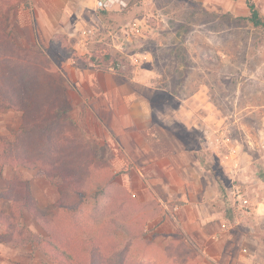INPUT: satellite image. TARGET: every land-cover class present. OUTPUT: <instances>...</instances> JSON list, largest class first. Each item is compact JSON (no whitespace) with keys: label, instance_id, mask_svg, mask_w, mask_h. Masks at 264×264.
<instances>
[{"label":"rangeland","instance_id":"rangeland-1","mask_svg":"<svg viewBox=\"0 0 264 264\" xmlns=\"http://www.w3.org/2000/svg\"><path fill=\"white\" fill-rule=\"evenodd\" d=\"M125 1L126 6L121 9L105 10L106 13L99 10L100 20L47 24L36 17L33 26L14 23L12 34L28 61V69L42 66L55 74L51 81L54 85L62 81L74 90L71 114L102 147L101 175L96 179L105 177L109 170L117 173L115 180L134 197L131 216L124 228L114 234L120 255L128 264H264V27H254L246 19V0ZM255 1L264 16V0ZM53 39L56 48H51ZM39 48L47 51L50 61L44 56L35 59V49ZM111 52L125 56L133 76L138 67L152 70L153 89L129 83L120 92L110 93L115 104L101 97L93 101L81 98L78 85L83 84L89 96L94 93L88 90L90 85L100 78L95 74L98 69L83 68L73 60V55H86L88 60L95 53ZM104 80L112 83L111 78ZM197 90L198 119L192 125L193 133H185L184 138L188 146L198 149L200 174L211 171L213 175L218 192L216 212L230 221L229 227L221 226L222 230L214 233L211 225L207 223L201 228L196 215L193 217L192 205L184 199L181 189L190 194L189 200L197 191L192 185L181 183L183 177L177 169L172 176L158 168L142 169L144 178L139 171H132L133 163L125 166L120 160V166H116L120 159L117 149L134 147L127 136L135 134L134 125L125 128L121 119L123 113L129 112L123 96L148 92L153 105L163 110L154 118L165 124V120L172 119L166 106L175 108L179 97L188 98ZM102 106L104 111L100 110ZM135 116L134 111L131 119ZM21 122V111L0 110V140L15 142ZM173 128L185 130L180 122H174ZM123 154L121 158H125ZM21 171L31 182L42 215L51 217L57 209V187L38 170ZM14 173L10 165L0 167V192ZM137 174L145 181L144 186L137 178L138 183L133 184L131 176L135 179ZM152 176L165 178V182L173 180L171 191L161 182L152 183ZM239 187L251 201L252 213L247 217L234 206L233 191ZM97 188L98 183H92L85 197L89 212L96 203L102 208L107 204L106 198L93 196ZM10 210L11 202L0 198V212ZM220 217L216 219L219 224ZM21 223L34 233H43L28 212ZM98 228L99 224L85 228L84 236L95 234ZM27 251L30 250L19 251L0 244V264H43L38 251L31 258Z\"/></svg>","mask_w":264,"mask_h":264},{"label":"trees","instance_id":"trees-1","mask_svg":"<svg viewBox=\"0 0 264 264\" xmlns=\"http://www.w3.org/2000/svg\"><path fill=\"white\" fill-rule=\"evenodd\" d=\"M10 1L0 0V110L21 111L22 122L15 142L0 140V167L10 165L15 169L8 186L0 192V198L11 202L9 213L0 212V244L19 251L28 248L30 258L38 251L43 264H128L117 249L114 234L124 228L131 216L134 197L115 180L117 173L109 170L105 177L96 179L101 175L102 147L72 116L73 89L62 81L54 85L51 81L55 74L42 66L28 69V61L12 36L18 0L8 4ZM246 2L249 8L246 19L254 27H264V16L256 1ZM57 46L53 39L51 48ZM65 54L69 57L68 52ZM43 56L50 61L47 51L35 49V59ZM73 60L83 68L133 74L130 62L119 52L95 53L88 60L86 55H73ZM22 168L40 171L57 187V209L51 217L42 215ZM95 182L100 189L92 192L93 196L106 198L109 203L104 208L96 203L89 212L85 197ZM26 212L35 218L43 233H34L21 223ZM98 224L95 234L84 236L85 228Z\"/></svg>","mask_w":264,"mask_h":264},{"label":"crops","instance_id":"crops-1","mask_svg":"<svg viewBox=\"0 0 264 264\" xmlns=\"http://www.w3.org/2000/svg\"><path fill=\"white\" fill-rule=\"evenodd\" d=\"M17 4L14 23L21 25H35L36 17L43 18L47 24L58 23L60 20L72 22L73 19L77 23L89 22L93 18L100 20L99 10L96 8V0H18ZM96 71L95 74L100 80L90 85V89H88L91 92L94 91V93L88 96L82 87L83 84L81 86L78 85L81 98L89 97L92 98L90 101H93L101 97L108 103L115 104V97L110 93L114 91L115 93L120 92V88L124 85L130 83L136 87L146 89H153L154 87V77L150 75L153 73L152 70H143L138 67L135 76L133 74L132 76H126L114 71L113 73L105 72L106 70L101 71L99 69ZM110 78L112 83L104 80H109ZM145 93L147 95H143L140 91L139 93L135 92L122 97L124 103L129 106V112L123 113L121 119L125 128L132 127V124L134 125L135 134H127L133 141L134 147L128 146L125 148L120 146L117 149L120 159L117 161L116 166H120V160L123 161L125 166L133 163L132 171L135 173L139 171L144 178L146 176L142 169L158 168L165 171L166 176H172V171L177 169L180 176L183 177L181 183L188 186L192 185L197 191L194 190L196 194H191V199L189 200L188 195L190 194H187L185 188L181 189L184 199L192 205L193 217L195 218L196 215V222L199 223L200 227L203 228L208 223V225L212 226L210 228L212 233L221 231L223 226H226L225 228L229 227L230 221L225 217L222 219L220 214L216 212L218 209V192L215 191L213 175L210 174L211 171H207V173L201 172L200 174L199 155L197 154L198 152L196 153L198 151L197 145V150H195V148L188 146L184 138L185 133H193L192 125L194 126L196 119H198L200 105L197 100L200 98L199 91L193 92L188 98L179 97L180 103L175 108L166 106V108L171 110L172 119L170 121H168L169 119L165 120V124L163 122L161 124L159 120L154 118L155 114H162L163 110L161 107L156 108L152 103V95H148L146 91ZM189 104L191 107H189ZM100 110L104 111L103 106ZM134 111L136 116L132 120L131 113ZM174 122L177 124L180 122L185 127V130H175L173 128ZM122 154L125 158H121ZM136 178L140 180V183L142 182L143 186L145 185V181L138 174L135 175V179L131 176L134 181L133 184L138 183ZM164 180L165 178L161 179L155 176L150 178L152 183L161 182L167 190L171 191L172 186L170 184L175 182L173 180L165 182ZM251 213L252 211L244 213L243 216L247 217ZM218 217L222 219L220 224L216 221ZM194 218L193 220H195ZM249 226L252 227V225ZM212 239H215V237L213 236Z\"/></svg>","mask_w":264,"mask_h":264},{"label":"built area","instance_id":"built-area-1","mask_svg":"<svg viewBox=\"0 0 264 264\" xmlns=\"http://www.w3.org/2000/svg\"><path fill=\"white\" fill-rule=\"evenodd\" d=\"M125 0H96V8L98 10H111L114 8H122L126 6ZM234 206L238 211H242L241 215L248 213L251 210V201L243 192L242 189L237 188L233 191Z\"/></svg>","mask_w":264,"mask_h":264}]
</instances>
